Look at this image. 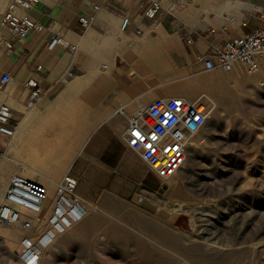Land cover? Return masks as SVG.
<instances>
[{
	"label": "crops",
	"instance_id": "1",
	"mask_svg": "<svg viewBox=\"0 0 264 264\" xmlns=\"http://www.w3.org/2000/svg\"><path fill=\"white\" fill-rule=\"evenodd\" d=\"M185 1L165 0L156 22L145 16L151 0H39L34 4L31 17L48 29L16 38L13 50H1L0 55V75L8 71L13 76L8 94L0 91V103L11 105L22 120V174L38 181L39 168L45 170L49 183H42L51 190L56 176L73 174L71 167L83 154L94 157L99 173L105 167L107 175L121 176L116 182L121 189L138 186L140 178L148 180L147 172L140 171V156L126 144V116L144 111L154 97L191 94L190 83L182 91L161 86L172 72L191 70L194 76L193 67L201 66L197 58L209 44L263 24L254 13L264 10V0H194L192 5ZM96 4L101 7L95 13ZM183 6L188 13L177 17ZM89 15L94 19L83 28L78 19ZM125 17L129 23L121 30ZM54 34L77 51L70 54L63 46L50 47ZM188 36L191 44L186 43ZM39 65L42 70L36 71ZM68 69L75 77L63 83L60 78ZM30 76L41 83L44 94L36 108L25 111L23 82ZM145 78L158 83L144 91L149 86ZM241 78L237 74L234 80ZM121 108L126 116L118 112ZM35 154L54 155L46 159ZM103 154H118L117 166L104 163ZM84 182L94 187L91 170L84 173Z\"/></svg>",
	"mask_w": 264,
	"mask_h": 264
},
{
	"label": "rangeland",
	"instance_id": "2",
	"mask_svg": "<svg viewBox=\"0 0 264 264\" xmlns=\"http://www.w3.org/2000/svg\"><path fill=\"white\" fill-rule=\"evenodd\" d=\"M179 11L180 18L188 13L186 6ZM191 72H172L161 86L182 91L190 83L193 91L183 98L202 97L216 112L210 111L205 127L188 144L193 150H188L186 165L175 176L180 179L185 174L183 182L173 191L167 180L155 177L141 161L140 171L147 172L148 180L140 178L138 186L121 189L116 183L121 176L107 175L105 167L100 174L94 157L80 154L71 171H78L76 193L86 215L69 228L51 230L54 239L40 248L38 264H194L192 254L216 259L218 264H264V86L257 87V82L256 86L247 85L242 78L254 75L239 66L236 71L224 72L196 65L195 75L190 76ZM237 74L242 78L235 81ZM151 80L145 78L149 86L144 91L158 83L157 79L153 85ZM258 80L264 82L261 76ZM0 140L2 199L19 159L6 153L11 139L0 136ZM102 159L109 167L117 166L118 154H103ZM88 170L96 179L92 188L84 182ZM38 171L37 182L49 183L48 172ZM50 187L53 197L54 184ZM111 227L117 229V236L108 234L106 229ZM17 228L20 235L13 250L0 236V264H24L22 242L33 233ZM166 235L178 239L182 253L162 242L160 237ZM156 258L160 260L156 262Z\"/></svg>",
	"mask_w": 264,
	"mask_h": 264
},
{
	"label": "built area",
	"instance_id": "3",
	"mask_svg": "<svg viewBox=\"0 0 264 264\" xmlns=\"http://www.w3.org/2000/svg\"><path fill=\"white\" fill-rule=\"evenodd\" d=\"M39 0H0V50L10 53L13 41L31 32H42L46 28L41 22L34 20L30 11ZM106 1V0H103ZM165 0H151L145 16L156 22L159 13L164 10ZM100 5L93 6L96 13ZM254 17L262 20L261 26L251 31L234 35L222 43H211L205 53L197 61L204 70H221L233 72L242 67L249 74H255L264 61V10H256ZM94 15L81 16L78 21L83 28L90 25ZM129 23L127 17L120 24L124 30ZM50 47L60 45L70 54L77 51L75 45L66 43L60 34H54ZM193 42L188 36L187 44ZM42 66H36L41 71ZM75 77L72 69H68L60 80L67 83ZM13 83L10 72L0 75V91L8 94V87ZM26 96L24 109L32 110L42 98L44 92L41 83L30 76L23 82ZM125 115L124 110H118ZM16 110L6 102L0 103V136L11 139L16 132L20 119ZM22 115V113H21ZM209 116L208 104L202 97L189 100L183 97H162L153 99L146 109L131 116H126V144L137 152L151 173L162 181L175 177L182 171L187 162L188 144L206 125ZM78 178L70 172L54 182L53 197L46 214V191L44 186L15 170L5 187L0 202V223L34 230L31 237L22 242L21 259L24 264H38L40 248L54 239L51 231L55 227L69 228L86 215V209L77 195ZM44 220V225L40 222ZM37 222V223H36Z\"/></svg>",
	"mask_w": 264,
	"mask_h": 264
},
{
	"label": "bare ground",
	"instance_id": "4",
	"mask_svg": "<svg viewBox=\"0 0 264 264\" xmlns=\"http://www.w3.org/2000/svg\"><path fill=\"white\" fill-rule=\"evenodd\" d=\"M0 8H2V7L0 6ZM257 72H259V73L257 74ZM257 72L255 73L256 75L251 74V75H254L252 77L251 76H245L244 77L246 82H248L247 84L249 86H256V85H254V82H257V87L264 86V82L262 80H258V78L260 76L262 77L264 75V63L262 65L260 64ZM0 99H1V94H0ZM235 107L236 106H234L232 108H235ZM214 109L215 108L209 107V115H210V111H212L214 113V115H216V112L214 111ZM208 118H209V116H208ZM0 141H2V140H0ZM6 148H7V152H6L7 154H12L14 157H17L19 159V160H16V162H15L17 168H15L13 170V172L15 170H19L22 173V120L19 122V124L17 126L15 135L11 138V142L7 143ZM188 150L190 152H192V150H193L192 144L190 146V149L188 147ZM35 155H37L38 157L47 159L49 156L52 157L54 154H35ZM184 177H185V174H183L180 179H175L176 177H173V179L171 178L172 181H169L170 180L169 179L166 181V183L168 184V187L174 191L179 187V181L183 182L182 178H184ZM53 184H54V182H53ZM44 189H45L46 195H47L46 201H45V206L47 209L46 214L48 215V209L50 207V203L52 200V193H51V190L48 189V187L44 186ZM0 201H1V193H0ZM92 222H93L92 224L95 223L94 220ZM40 225L41 226L44 225V220L40 222ZM106 230H107L108 234H110L112 236H117V234H118V231L116 228L111 227V228H108ZM29 231L32 233L34 232V230H29ZM75 232H76L75 229L72 230L70 232V235H74ZM152 232H153L154 236H158V234L156 235V233H157L156 230H152ZM19 235H20V230L17 227L12 226V225H11V227H8L5 223H0V236L3 237V240L6 243V246L8 247L9 250H13L15 248V246H16L15 238H17ZM160 238H161L162 242H164L170 250L173 249L179 253L183 252V249L178 247V239H174V238L170 239L169 235H166L165 238L164 237H160ZM156 257H158V256H156ZM191 259L194 262V264H218L219 263L218 260H216V259H202L201 257L197 256L196 254H192ZM159 260H160V258H156V262H158Z\"/></svg>",
	"mask_w": 264,
	"mask_h": 264
}]
</instances>
